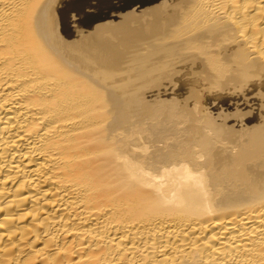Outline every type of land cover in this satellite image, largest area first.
I'll use <instances>...</instances> for the list:
<instances>
[{
  "label": "bare ground",
  "instance_id": "obj_1",
  "mask_svg": "<svg viewBox=\"0 0 264 264\" xmlns=\"http://www.w3.org/2000/svg\"><path fill=\"white\" fill-rule=\"evenodd\" d=\"M0 264H264V0H0Z\"/></svg>",
  "mask_w": 264,
  "mask_h": 264
}]
</instances>
